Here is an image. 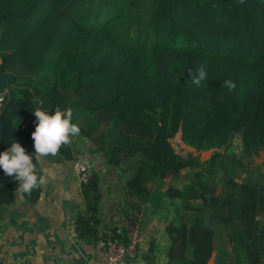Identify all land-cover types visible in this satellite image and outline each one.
Listing matches in <instances>:
<instances>
[{
	"label": "trees",
	"instance_id": "1",
	"mask_svg": "<svg viewBox=\"0 0 264 264\" xmlns=\"http://www.w3.org/2000/svg\"><path fill=\"white\" fill-rule=\"evenodd\" d=\"M201 68L207 75L196 85L189 70ZM0 73L11 75L0 116L34 164L32 111L71 108L78 136L122 169L125 233L174 209L165 216L166 264H264V188L231 174L219 192L194 178L178 187L173 181L199 156L186 158L171 143L180 134L197 153L217 151L237 134L251 155L264 151V0H0ZM77 153L68 144L45 159ZM80 185L77 237L105 242L117 227L100 235L99 175L90 168ZM18 186L0 169V220ZM41 191L21 195L33 204ZM144 260L155 264L154 238Z\"/></svg>",
	"mask_w": 264,
	"mask_h": 264
},
{
	"label": "crops",
	"instance_id": "2",
	"mask_svg": "<svg viewBox=\"0 0 264 264\" xmlns=\"http://www.w3.org/2000/svg\"><path fill=\"white\" fill-rule=\"evenodd\" d=\"M2 120H5L3 115L0 116V134L5 131ZM21 143L26 151L30 150L26 141L21 139ZM70 144L75 151L84 146L91 169L100 178V235L126 225L122 214L125 192L122 169L108 165L102 152L87 139L75 136ZM35 165L38 174L45 176L47 182L41 187L36 203L25 201L18 190L14 203L5 206L0 220V264H96L102 258L104 242L87 244L75 231L76 213L84 209L85 203L72 161L53 163L41 158ZM146 207L149 209L148 204ZM144 218L139 229L138 256L125 264H145L144 255L152 238L156 243L155 264H166L165 249L169 241L165 224L168 220L161 211Z\"/></svg>",
	"mask_w": 264,
	"mask_h": 264
},
{
	"label": "clouds",
	"instance_id": "3",
	"mask_svg": "<svg viewBox=\"0 0 264 264\" xmlns=\"http://www.w3.org/2000/svg\"><path fill=\"white\" fill-rule=\"evenodd\" d=\"M243 3V0H239ZM192 82L199 85L201 80L206 77L203 68L197 74H192ZM224 86L232 91L236 84L232 80H226ZM36 118L35 130L31 133L34 141L35 156L37 159L55 156L60 149L71 143V138L80 135L81 129L77 123L73 122V110L67 108L61 110L59 106L50 114L48 111L37 107L32 111ZM0 169L5 175L14 177L19 183L17 190L27 195L32 191L41 188L46 184V177L37 175L36 165L33 163L32 155L18 142H13L11 147L0 152Z\"/></svg>",
	"mask_w": 264,
	"mask_h": 264
},
{
	"label": "rangeland",
	"instance_id": "4",
	"mask_svg": "<svg viewBox=\"0 0 264 264\" xmlns=\"http://www.w3.org/2000/svg\"><path fill=\"white\" fill-rule=\"evenodd\" d=\"M5 92L6 89L0 93V98ZM171 143L175 151L186 158L190 156H199L198 164L190 169L184 170L182 172V179L173 181L178 187H184L185 180L194 178L199 182L200 188L203 191L208 192L214 190L215 192H219L223 176L231 174L240 181L253 182L258 187L264 188V151H261L258 155H251L244 150L240 136L237 134L233 135L229 146L218 149L217 151L210 150L197 153L181 141L180 134H177L171 140ZM78 152L88 157L84 146H81ZM215 152L219 153L218 157H213ZM196 172L202 175V177L196 176ZM173 211V208L168 207L166 210L162 211V215H170ZM183 214L185 218H189V212H183ZM259 220H262L261 215Z\"/></svg>",
	"mask_w": 264,
	"mask_h": 264
},
{
	"label": "built area",
	"instance_id": "5",
	"mask_svg": "<svg viewBox=\"0 0 264 264\" xmlns=\"http://www.w3.org/2000/svg\"><path fill=\"white\" fill-rule=\"evenodd\" d=\"M72 167L80 183L88 180L91 163L85 154L78 152L72 160ZM124 236L127 238L126 241ZM140 241L139 229L133 228L125 233L121 227H118L104 242L102 258L96 264H125L127 261L136 259Z\"/></svg>",
	"mask_w": 264,
	"mask_h": 264
},
{
	"label": "water",
	"instance_id": "6",
	"mask_svg": "<svg viewBox=\"0 0 264 264\" xmlns=\"http://www.w3.org/2000/svg\"><path fill=\"white\" fill-rule=\"evenodd\" d=\"M11 75L8 73H0V93L4 91L7 84L11 80ZM1 123L5 127V131L1 133V145L5 149H9L13 142H18L21 144V138L16 129L7 120H2Z\"/></svg>",
	"mask_w": 264,
	"mask_h": 264
}]
</instances>
